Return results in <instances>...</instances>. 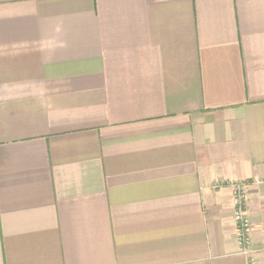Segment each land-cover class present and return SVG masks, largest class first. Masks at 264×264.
<instances>
[{"label": "crops", "instance_id": "obj_1", "mask_svg": "<svg viewBox=\"0 0 264 264\" xmlns=\"http://www.w3.org/2000/svg\"><path fill=\"white\" fill-rule=\"evenodd\" d=\"M0 264H264V0H0Z\"/></svg>", "mask_w": 264, "mask_h": 264}, {"label": "built area", "instance_id": "obj_2", "mask_svg": "<svg viewBox=\"0 0 264 264\" xmlns=\"http://www.w3.org/2000/svg\"><path fill=\"white\" fill-rule=\"evenodd\" d=\"M234 219L237 224L236 239L242 253L251 255L254 252L252 236L253 223L247 212V187L244 183H234Z\"/></svg>", "mask_w": 264, "mask_h": 264}]
</instances>
